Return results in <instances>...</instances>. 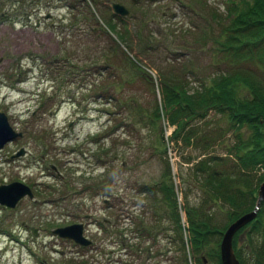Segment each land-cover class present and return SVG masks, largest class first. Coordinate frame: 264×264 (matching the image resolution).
I'll return each instance as SVG.
<instances>
[{
	"label": "rangeland",
	"instance_id": "rangeland-1",
	"mask_svg": "<svg viewBox=\"0 0 264 264\" xmlns=\"http://www.w3.org/2000/svg\"><path fill=\"white\" fill-rule=\"evenodd\" d=\"M88 1L90 11L79 0H0V112L22 133L0 149V184L21 181L34 195L14 208L0 205V264H182L170 206L139 187L160 181L168 160L175 190H186L190 206L207 208L212 223L226 227L227 206L204 200L184 160L195 163L200 153L230 159L250 132L210 113L195 123L197 142L170 145L173 126L150 119L161 100L158 75L186 72L198 88L237 65L261 72L254 57L234 64L220 53L226 8L238 0ZM113 2L130 14H115ZM263 172L257 167L251 176ZM72 223L83 225L89 246L52 233ZM263 226L264 216L259 233L249 225L236 237L247 264ZM216 249L212 241L197 256L216 264L208 257ZM185 252L192 264L187 245Z\"/></svg>",
	"mask_w": 264,
	"mask_h": 264
},
{
	"label": "trees",
	"instance_id": "trees-1",
	"mask_svg": "<svg viewBox=\"0 0 264 264\" xmlns=\"http://www.w3.org/2000/svg\"><path fill=\"white\" fill-rule=\"evenodd\" d=\"M79 1L90 11L88 0ZM92 2L97 4L96 1ZM225 16L229 22L221 26L223 40L219 43L220 53H225L226 56L228 54L234 64L254 57L261 72L256 73L249 68L238 69L237 65L231 72L218 71L210 79V83H201L198 88L190 87L186 72L158 75L161 100L159 103L155 102L150 119L158 121L163 118L166 127L173 126L171 133L166 136L172 146L189 147L194 141L197 142L200 138L194 139L197 135L195 123L204 121L210 113L226 116L237 127L248 128L249 137L246 140L238 139L235 148L228 152L231 160L226 156L222 158L205 153H200V158L195 163L194 158L186 157L184 160L191 164L194 183L204 200L227 206V227L236 218L253 209L258 187L264 181V172L256 177L251 176L254 168L264 169V0L232 1L226 8ZM106 24L125 44L123 34L115 30L114 24L109 21ZM146 41L149 43V38ZM134 66L152 84L151 74L137 64ZM160 132L158 142L162 144L165 132L163 129ZM156 147L158 150L159 146ZM162 149L166 152L164 145ZM168 163L166 160L160 181L142 184L139 191L153 197L161 207L170 206L169 216L173 218L177 241L183 251L182 264H189L186 245L192 253V264H204L202 256L198 258L197 253L212 241L218 243V249L208 254V257L215 260L216 264H221L219 242L226 227L213 224L207 208L200 210V207L190 206L186 190H175ZM182 182L189 183L187 180ZM177 191L184 200L181 207L184 220L177 204ZM263 216L264 201L261 202L256 217L234 235L233 248L240 264L247 262L235 248L236 237L239 231L249 225L250 232L257 233V226ZM261 233L263 238L254 250V257L248 259H251L252 264H264V226Z\"/></svg>",
	"mask_w": 264,
	"mask_h": 264
},
{
	"label": "water",
	"instance_id": "water-1",
	"mask_svg": "<svg viewBox=\"0 0 264 264\" xmlns=\"http://www.w3.org/2000/svg\"><path fill=\"white\" fill-rule=\"evenodd\" d=\"M154 1V0H150ZM113 12L120 16H128L129 10L121 3H111ZM264 123V120L262 121ZM22 133L15 131L9 124L7 116L0 112V149L8 142L21 137ZM23 149L19 150L14 156L22 155ZM33 192L31 188L21 181H12L9 183L0 184V205L8 208H14L23 198H33ZM264 201V181H262L258 187L257 199L253 209L246 212L232 221L223 231L219 242V255L221 264H240L238 258L235 255L233 248V238L235 233L252 221L260 208L261 202ZM32 233L36 234V229L32 228ZM52 233L65 239L72 240L74 243L81 246H89L91 240L88 239L83 233V225L81 223H72L69 225L56 227L52 230ZM204 263H206L205 257H203Z\"/></svg>",
	"mask_w": 264,
	"mask_h": 264
},
{
	"label": "flooded vegetation",
	"instance_id": "flooded-vegetation-1",
	"mask_svg": "<svg viewBox=\"0 0 264 264\" xmlns=\"http://www.w3.org/2000/svg\"><path fill=\"white\" fill-rule=\"evenodd\" d=\"M203 257H204V256H202V259H203ZM203 263H204V261H203ZM204 264H206V263H204Z\"/></svg>",
	"mask_w": 264,
	"mask_h": 264
}]
</instances>
